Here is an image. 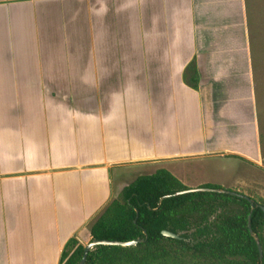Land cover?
Wrapping results in <instances>:
<instances>
[{"label": "crops", "instance_id": "obj_1", "mask_svg": "<svg viewBox=\"0 0 264 264\" xmlns=\"http://www.w3.org/2000/svg\"><path fill=\"white\" fill-rule=\"evenodd\" d=\"M159 168L264 197V0H0V264Z\"/></svg>", "mask_w": 264, "mask_h": 264}, {"label": "trees", "instance_id": "obj_2", "mask_svg": "<svg viewBox=\"0 0 264 264\" xmlns=\"http://www.w3.org/2000/svg\"><path fill=\"white\" fill-rule=\"evenodd\" d=\"M189 68L188 82L197 87L195 61ZM187 188L164 168L137 176L94 217L89 230L90 240H142L129 246L96 245L84 264H264V197L235 189L251 201L214 191L163 197ZM248 223L260 240L262 259ZM163 229L179 237L166 236ZM84 247L77 237L69 238L59 264H78Z\"/></svg>", "mask_w": 264, "mask_h": 264}, {"label": "water", "instance_id": "obj_3", "mask_svg": "<svg viewBox=\"0 0 264 264\" xmlns=\"http://www.w3.org/2000/svg\"><path fill=\"white\" fill-rule=\"evenodd\" d=\"M193 191H214V192H221V193H229L231 195L242 197V198H245V199L251 201V198L249 196L242 194V193H239V192L234 191V190H229V189L223 188V187H216V188L201 187V186L189 187V188L181 190V191H176L173 193L165 194L163 197L166 198V197L174 196L177 194H181V193H185V192H193ZM263 210H264V207H263ZM248 225H249L250 233L254 236V239H255V242H256V245H257V248L259 251V257H260V259H262V247L260 244V240H259L257 235L253 234L252 229L250 228V223H248ZM162 234H164L166 236H171V237H179L178 233H174V232L169 231L167 229H163ZM141 240H142L141 238H136V239H132V240L92 239L85 244L82 257L79 260L78 264H84L85 263L88 251L96 245L129 246V245H135L138 242H140Z\"/></svg>", "mask_w": 264, "mask_h": 264}, {"label": "rangeland", "instance_id": "obj_4", "mask_svg": "<svg viewBox=\"0 0 264 264\" xmlns=\"http://www.w3.org/2000/svg\"><path fill=\"white\" fill-rule=\"evenodd\" d=\"M188 173H189L188 170L184 171L185 177H183V180L189 185L195 184L197 181H200L201 178H202L200 173H192V174L191 173L188 174ZM259 174H260L259 172L251 171L250 172V175H251L250 179L254 180V181H257V182H260V183H263V185H264V174H261V175H259ZM243 176L247 177V174L241 173V172L237 173L236 179H238L239 181H244V179L242 178ZM223 188L232 189L233 188V184L232 183L228 184V185H226ZM261 189H262V191L260 190V193L262 194V196H264V186ZM232 190H234V188ZM254 196L255 197H259L260 195L258 193H256V194L254 193Z\"/></svg>", "mask_w": 264, "mask_h": 264}]
</instances>
